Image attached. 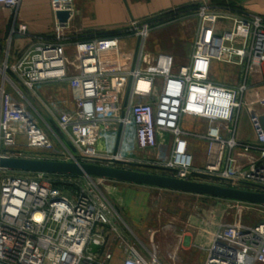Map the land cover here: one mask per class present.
<instances>
[{
	"label": "built area",
	"instance_id": "2783aa9c",
	"mask_svg": "<svg viewBox=\"0 0 264 264\" xmlns=\"http://www.w3.org/2000/svg\"><path fill=\"white\" fill-rule=\"evenodd\" d=\"M19 1L0 0V5L15 15ZM189 5H195L188 12L197 17L198 28L187 60L179 65L169 53L148 57L142 52L144 24L134 28L131 66L102 69L96 38L71 41L66 35L74 0H50L54 16L69 12L67 21L55 17L54 40L31 41L13 59L10 41L16 34L26 36V26H12L1 68L0 156L134 164L162 168L179 179L264 193L259 123L264 115V15L206 0H189ZM215 63L235 67L236 79L219 82L212 72ZM50 85L66 88L67 94L44 93ZM242 109L253 130L249 141L235 136ZM185 115L205 120L206 130H183ZM190 136L206 144L209 161L201 166L187 152ZM166 137L171 147L162 163L131 158L134 150L158 149ZM118 182L0 168V264H156L155 255L145 257L117 225L108 195ZM203 264H264V221L220 222Z\"/></svg>",
	"mask_w": 264,
	"mask_h": 264
},
{
	"label": "crops",
	"instance_id": "0c3cea01",
	"mask_svg": "<svg viewBox=\"0 0 264 264\" xmlns=\"http://www.w3.org/2000/svg\"><path fill=\"white\" fill-rule=\"evenodd\" d=\"M206 1L212 6L237 5L248 12L264 15V0ZM74 2L75 12L69 20L70 25L66 35L71 41L96 38L99 63L102 69L118 71L126 70L131 66L137 39L133 33L125 34L118 31L132 22L164 21L148 31L141 43V50L148 57L162 52L169 53L175 65H179L187 60L191 52V41L198 28V19L188 10L174 15L178 9L187 7L189 0H74ZM54 22L55 16L50 9V0H20L15 15L0 5V85L4 51L12 26H17L19 23L25 24L26 36L16 34L11 39L9 44L11 59L31 41H53ZM109 33L113 35H107ZM66 54L70 59L73 54L71 47L67 48ZM218 66L221 69L228 66V69L232 71L236 69L224 63H215L212 67L214 75L216 74L215 68ZM235 71V76H237V69ZM231 74L232 72L227 78L218 81L224 84L230 83ZM5 87L9 88V85L6 83ZM66 91V88L63 91L51 85L44 89V93L53 97H58L63 93L66 95ZM186 123L197 125L199 128L195 132L198 133H203L208 126L205 120L188 115L182 117L181 128L186 131L192 130L186 127ZM235 136L238 140L249 141L253 138V130L251 138L238 137L237 134ZM167 138L155 151L161 157L166 156L171 147ZM187 152L192 156L196 166L209 161L206 156V144L202 139L187 137ZM152 188L161 189L127 182L117 183L118 192L115 197H117L116 200L120 197L122 200L123 227L136 241L142 240L143 243L140 242L142 249L149 250V256L150 254L155 255L156 264H203L211 242V235L220 221L225 219L223 214L215 207L209 208V205L195 203L193 208L185 209L184 214L173 211L172 213L163 212L161 216L157 212L146 210L144 199L139 201ZM234 222L240 223L241 221L238 219ZM120 231L129 240L126 233L122 229Z\"/></svg>",
	"mask_w": 264,
	"mask_h": 264
},
{
	"label": "rangeland",
	"instance_id": "374dc122",
	"mask_svg": "<svg viewBox=\"0 0 264 264\" xmlns=\"http://www.w3.org/2000/svg\"><path fill=\"white\" fill-rule=\"evenodd\" d=\"M186 8L193 9L195 8V5H188ZM178 14H182V12L177 10L174 15H178ZM162 22L164 21H141L138 23H134L133 25L129 24L128 26L123 27L122 30L118 32L125 33V34L133 33L134 28L138 26H142L144 24H147L148 31H150L154 26H157L158 24ZM144 37L145 36H143L140 39L139 45L142 43ZM187 46H188V49L190 50L189 43ZM215 70H216V74L214 76L217 78V80L227 78L230 72H232L231 74L232 81L230 83L229 82H226V83L231 84L236 79V76H235L236 69L232 71L231 69L230 70L228 69V66L223 67V69H221L218 66L215 68ZM27 96L30 99H32V96L30 94H27ZM186 127L192 129L189 131H193V132L197 131L198 130L197 128H199L197 125L190 124V123H188ZM53 128L56 130L55 126H53ZM236 134L238 137H242V138L252 137V130L249 126L247 114L244 111V109L241 110V113L239 116ZM156 150L158 149H149L145 151L134 150L133 154L131 155V158L144 161V162L146 161L149 163H154V162L162 163L168 157V154L166 156L162 155L161 157L159 156L158 152L155 153ZM126 156L130 157V155H128L127 153H126ZM120 167L131 169V170H137V171L152 172L156 174H163V175L167 174L166 171L163 170L162 168L145 167V166L134 165V164H125V165H121ZM48 176L51 177L50 175ZM117 192H118V189L114 190L110 195H108L110 204L113 206V208L117 212L118 217L120 218V219L119 218L117 219V225L120 229H122L126 233V235L129 237V241L132 244H134L135 247L145 257L149 258L148 257L149 250H144L141 247L142 246L141 243H143L141 242L142 240L138 239L139 241H136L133 238V236L130 235V233H128V231L123 227V223H122L123 213L122 212L124 209H123V206L121 205L122 203L121 197L119 200H116L117 197H115V195L117 194ZM65 195L68 198H70L69 193H65ZM143 197L140 198L139 201H143L142 199L145 200L144 201L146 205L145 209L149 211L157 212L161 216L163 215V212L172 213L173 211L178 212L180 214H184V212H186L185 209H189L191 207L193 208L195 203H198V204L202 203L206 206L209 205V208L215 207L217 210H219V212H221L223 216L225 217L224 220L220 221L223 223L224 222L232 223L238 219H240L241 221L240 223H243V224H252V223L259 222V221H264V206L262 205H253V204H246V203H240L236 205L235 202L232 200H224V199H219V198H214V197L200 196L197 194H186L182 192L173 193V192H169L168 190H161V189L154 190L153 188L149 190V192L145 194ZM152 227L155 228V226H152Z\"/></svg>",
	"mask_w": 264,
	"mask_h": 264
},
{
	"label": "water",
	"instance_id": "95a60500",
	"mask_svg": "<svg viewBox=\"0 0 264 264\" xmlns=\"http://www.w3.org/2000/svg\"><path fill=\"white\" fill-rule=\"evenodd\" d=\"M55 17L60 23L66 22L69 17V12L57 11L55 13ZM259 123L262 130H264V115L259 117ZM0 168L30 172L67 173L73 175L103 177L120 182L264 205V193L184 180L152 172L137 171L99 164H76L52 160L0 156ZM95 248L96 247L93 245L92 249L94 250Z\"/></svg>",
	"mask_w": 264,
	"mask_h": 264
},
{
	"label": "trees",
	"instance_id": "16d2710c",
	"mask_svg": "<svg viewBox=\"0 0 264 264\" xmlns=\"http://www.w3.org/2000/svg\"><path fill=\"white\" fill-rule=\"evenodd\" d=\"M191 9H192V8H191ZM191 9H188V8H186V7H183V8H181V9H178V11L184 13V12H186L187 10H191ZM107 35H113V33H109V34H107Z\"/></svg>",
	"mask_w": 264,
	"mask_h": 264
},
{
	"label": "bare ground",
	"instance_id": "6f19581e",
	"mask_svg": "<svg viewBox=\"0 0 264 264\" xmlns=\"http://www.w3.org/2000/svg\"><path fill=\"white\" fill-rule=\"evenodd\" d=\"M140 85L142 86V83H140Z\"/></svg>",
	"mask_w": 264,
	"mask_h": 264
}]
</instances>
